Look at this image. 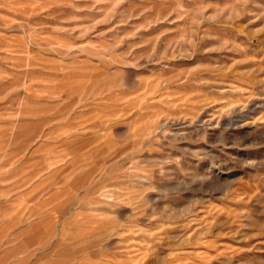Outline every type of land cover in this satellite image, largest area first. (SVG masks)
Segmentation results:
<instances>
[{
  "label": "rangeland",
  "instance_id": "374dc122",
  "mask_svg": "<svg viewBox=\"0 0 264 264\" xmlns=\"http://www.w3.org/2000/svg\"><path fill=\"white\" fill-rule=\"evenodd\" d=\"M1 206L23 264H264V0H0Z\"/></svg>",
  "mask_w": 264,
  "mask_h": 264
},
{
  "label": "crops",
  "instance_id": "0c3cea01",
  "mask_svg": "<svg viewBox=\"0 0 264 264\" xmlns=\"http://www.w3.org/2000/svg\"><path fill=\"white\" fill-rule=\"evenodd\" d=\"M18 194L16 196H13L12 202L17 203L18 201ZM0 227L4 226L6 235L1 236L0 235V257H8L10 255L11 257H16V263L23 264L22 258H24V251H23V241H24V235L21 229V221L19 220V212L20 208H17V214L15 213L16 217L14 218H7L5 220L2 219L5 213L6 208L4 206L0 207ZM14 209L16 207L14 206ZM4 211V212H2ZM18 217V218H17ZM33 224V223H32ZM31 224V225H32ZM30 225V226H31ZM8 232V233H7ZM16 249V252H13V250ZM18 258H21L20 260Z\"/></svg>",
  "mask_w": 264,
  "mask_h": 264
}]
</instances>
